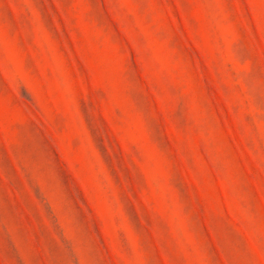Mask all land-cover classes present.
<instances>
[{
    "label": "rangeland",
    "instance_id": "1",
    "mask_svg": "<svg viewBox=\"0 0 264 264\" xmlns=\"http://www.w3.org/2000/svg\"><path fill=\"white\" fill-rule=\"evenodd\" d=\"M0 264H264V0H0Z\"/></svg>",
    "mask_w": 264,
    "mask_h": 264
}]
</instances>
